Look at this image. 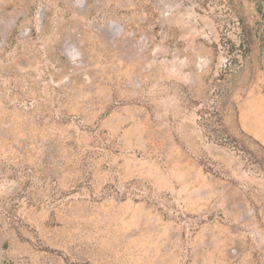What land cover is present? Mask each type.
I'll use <instances>...</instances> for the list:
<instances>
[{
	"label": "rangeland",
	"instance_id": "374dc122",
	"mask_svg": "<svg viewBox=\"0 0 264 264\" xmlns=\"http://www.w3.org/2000/svg\"><path fill=\"white\" fill-rule=\"evenodd\" d=\"M258 110L264 0H0V264H264Z\"/></svg>",
	"mask_w": 264,
	"mask_h": 264
},
{
	"label": "crops",
	"instance_id": "0c3cea01",
	"mask_svg": "<svg viewBox=\"0 0 264 264\" xmlns=\"http://www.w3.org/2000/svg\"><path fill=\"white\" fill-rule=\"evenodd\" d=\"M248 110H249V107H248V109H245L242 113V120L243 121L246 120L247 124L251 120ZM252 120H258V123H260V124L263 123V124L258 127L254 121L253 126L252 125H246V128L248 129L249 132H251L252 130H256L258 128L259 132H260V134H259L260 140L264 139V113H262V111H260V110L256 111Z\"/></svg>",
	"mask_w": 264,
	"mask_h": 264
}]
</instances>
